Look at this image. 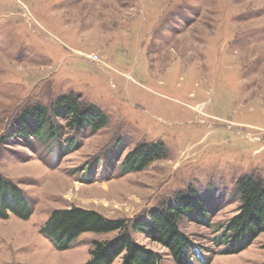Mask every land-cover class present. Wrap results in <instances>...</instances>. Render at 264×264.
<instances>
[{"label": "rangeland", "instance_id": "obj_1", "mask_svg": "<svg viewBox=\"0 0 264 264\" xmlns=\"http://www.w3.org/2000/svg\"><path fill=\"white\" fill-rule=\"evenodd\" d=\"M69 93L106 126L76 131L52 116L56 137L49 123L41 139L15 133L25 107ZM152 143L166 155L129 171L126 155ZM0 174L32 207L28 219L0 217V264H85L94 241L118 236L88 232L56 249L40 230L73 206L126 220L161 264H177L132 232L177 194L205 213L180 223L192 264H264V233L236 253L222 241L236 183L264 178V0H0Z\"/></svg>", "mask_w": 264, "mask_h": 264}, {"label": "trees", "instance_id": "obj_2", "mask_svg": "<svg viewBox=\"0 0 264 264\" xmlns=\"http://www.w3.org/2000/svg\"><path fill=\"white\" fill-rule=\"evenodd\" d=\"M52 116L64 117L67 125L76 131L86 127L99 130L107 124V116L99 107L86 106L79 97L69 93L59 96L50 107H25L16 120L15 133L22 138L35 136L41 139L45 125L49 123L50 134L56 137ZM5 141L3 139L2 143ZM166 153L162 144L138 146L126 155L123 164L129 171H141ZM189 191L193 193L191 189ZM235 193L239 196V213L226 224L225 228L230 234L226 233L222 238L230 247L227 250L233 253L245 249L264 233V178L254 175L242 177L235 185ZM194 197L190 199L177 194L174 201H167L141 219L133 221L132 232L144 233L166 247L177 264H192L191 254L195 253L191 249L193 244L181 230L180 223L185 215L205 216L200 200ZM10 212L19 218L28 219L32 207L20 188L0 174V217L8 218ZM40 232L51 239L58 250L71 248L73 242L84 233H118L113 239L94 241L91 258L85 264H113L121 255L122 264H161L163 260L160 253L135 240L126 220L108 219L97 211L77 206L55 209Z\"/></svg>", "mask_w": 264, "mask_h": 264}]
</instances>
